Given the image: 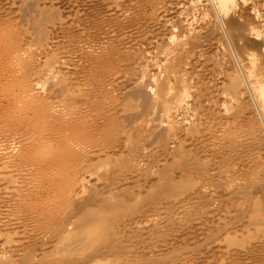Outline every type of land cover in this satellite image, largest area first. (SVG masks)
I'll use <instances>...</instances> for the list:
<instances>
[{"label": "rangeland", "instance_id": "1", "mask_svg": "<svg viewBox=\"0 0 264 264\" xmlns=\"http://www.w3.org/2000/svg\"><path fill=\"white\" fill-rule=\"evenodd\" d=\"M0 264H264V0H0Z\"/></svg>", "mask_w": 264, "mask_h": 264}, {"label": "bare ground", "instance_id": "2", "mask_svg": "<svg viewBox=\"0 0 264 264\" xmlns=\"http://www.w3.org/2000/svg\"><path fill=\"white\" fill-rule=\"evenodd\" d=\"M82 133L77 134V137H80ZM11 147V146H10ZM10 153V152H9ZM50 205V204H49ZM55 205V204H54Z\"/></svg>", "mask_w": 264, "mask_h": 264}]
</instances>
